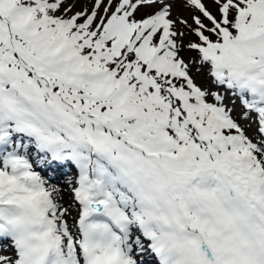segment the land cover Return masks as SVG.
I'll return each instance as SVG.
<instances>
[{
    "label": "snow or ice",
    "instance_id": "obj_1",
    "mask_svg": "<svg viewBox=\"0 0 264 264\" xmlns=\"http://www.w3.org/2000/svg\"><path fill=\"white\" fill-rule=\"evenodd\" d=\"M0 264H264V0H0Z\"/></svg>",
    "mask_w": 264,
    "mask_h": 264
},
{
    "label": "rangeland",
    "instance_id": "obj_2",
    "mask_svg": "<svg viewBox=\"0 0 264 264\" xmlns=\"http://www.w3.org/2000/svg\"><path fill=\"white\" fill-rule=\"evenodd\" d=\"M69 178H71V177H69ZM62 184H63V181H62ZM62 197H63V199L61 202L64 203L65 206H67V204L69 202H71V200H72V193L68 187L62 188ZM76 207H77L76 205H73V215H75V208Z\"/></svg>",
    "mask_w": 264,
    "mask_h": 264
}]
</instances>
